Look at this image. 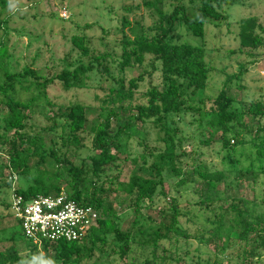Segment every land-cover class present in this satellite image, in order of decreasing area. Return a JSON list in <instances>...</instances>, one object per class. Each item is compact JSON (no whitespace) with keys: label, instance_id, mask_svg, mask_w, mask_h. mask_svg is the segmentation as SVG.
<instances>
[{"label":"trees","instance_id":"obj_1","mask_svg":"<svg viewBox=\"0 0 264 264\" xmlns=\"http://www.w3.org/2000/svg\"><path fill=\"white\" fill-rule=\"evenodd\" d=\"M166 1L151 0L144 4L159 17L156 34L153 36L139 24L133 26L124 19L122 53L116 59L119 67L125 69L143 66L147 56L154 57L150 72L145 71L142 76L126 81L123 77L115 78L106 65V57L110 56L108 52L90 60L85 59L90 56L91 50L84 36L72 39L73 45L85 59L72 69H65L58 75L44 79L30 68L21 74H12L4 33L8 27L11 2L0 0V105L5 106L8 111L0 126V149L3 151L8 147L9 155L8 162L0 166V190L7 187L10 194L14 192L15 195L30 200L39 195L62 194L65 190L59 181L66 179V187L71 189V192L66 191L70 199L83 206L93 207L100 214L98 225L90 229L81 243L44 241L38 245L21 234L29 250L28 256L22 257L16 245H12L0 252V264H40L41 253L46 256L51 251L53 264H83L85 260L92 259L96 251L102 253L110 235H114L116 243L111 248L112 256L117 255L122 259L132 253L135 246L142 249V257L130 264L183 262L185 257L179 259L169 254L163 245L164 242L172 241L173 234L179 236L181 233V211L178 206L173 205L170 210L162 211L163 220L156 228L152 227L151 231L142 224L131 232L123 233L115 224L118 218L108 202L111 194L124 193L132 200L137 213L143 208L154 212L159 198L166 196L160 193L163 186L162 173L165 170L179 178V189L187 190L185 187L189 186L187 192L196 197L193 206L212 213L206 222L209 224L206 231L195 237L201 243L216 244L215 259H198L189 264H264V101L259 99L244 103L241 99L239 102L243 105L240 110H236L233 104L237 100L229 96V86L225 85L214 104L208 107L202 96L197 99V95L202 94L209 84L210 69L206 62L205 47L175 43L171 38L178 22L184 23L195 36L203 37L208 22L226 18L224 12L220 11L221 8L225 5H237L240 0H199L198 21L188 18L183 5L176 6L169 14L165 13L162 6ZM239 25L242 44L253 50L259 49L263 40L256 30L257 19L252 17L242 20ZM126 29L130 31V35L126 33ZM157 72L159 82L153 80V75ZM94 74L107 75L112 81L111 87L103 91L102 97L96 96L98 110L106 114V117L92 130L96 153L88 161H83L81 166H76L66 157L65 152L61 154L60 150L46 149V141L44 144L41 135L26 133L27 118L30 112L53 106L48 88L57 81L62 82L66 90L84 89L90 86L88 83ZM145 75L148 76L147 88H143L141 84ZM64 107L60 108V118L65 121L60 137L68 141L72 139L71 144L65 143L67 147H77L80 145L78 134L85 130L86 109L77 102L66 106V109ZM189 114L194 116L191 125L196 130L204 128L209 131V138L200 141L202 146L222 145L220 154L230 168L254 176L261 193L254 206L243 199L225 204L229 200L237 201L236 197L232 200L228 197V189L232 188L233 182L228 180L229 174L225 170L197 162L190 172H182V159L188 153L180 152V148L186 134L176 126V118L184 120ZM113 120L116 122L114 129ZM149 122L155 123L164 132V137L159 140L164 146L152 150L144 147L148 154L140 156V159L145 166L149 159L153 160L151 167L155 169L157 178H146L132 172L127 181H121V165L127 163L129 156L122 158L113 151H120L126 146L122 143L124 134L136 129L140 123ZM49 131L56 135L55 127H51ZM219 134L221 140L216 139ZM247 136L252 139L246 150L256 152V159L260 164L257 168L254 161L246 168H240L242 162L231 156L237 151L233 150L231 140L247 143ZM140 146H143L142 141ZM35 159L36 164L31 167L30 164ZM138 160L139 158L132 159L135 164H138ZM14 174L18 176L16 185ZM20 176L30 177L32 184L26 188L21 187L18 182ZM261 177L263 181H260ZM146 220L154 222L150 216ZM137 225L140 223L135 221L134 226ZM45 264H49V261Z\"/></svg>","mask_w":264,"mask_h":264},{"label":"rangeland","instance_id":"obj_2","mask_svg":"<svg viewBox=\"0 0 264 264\" xmlns=\"http://www.w3.org/2000/svg\"><path fill=\"white\" fill-rule=\"evenodd\" d=\"M146 1L151 0H10L8 27L4 32L9 48L10 72L17 75L30 68L44 79L58 75L65 69H72L81 60H90L96 55H106L107 52L110 56L106 57V65L109 66L115 78L123 77L129 81L142 76L145 71L150 72L153 69L151 64L154 57L152 56L146 57L143 66L125 69H121L116 61L122 53L121 40L125 18L133 26L139 24L145 29V32L149 30L150 36L156 34L155 28L159 17L154 10H149L144 6ZM238 2L237 5L223 6L220 11L224 12L226 18L217 22H208L205 25L203 37L195 36L182 22L176 23L172 31L171 38L175 43H190L205 47L206 62L210 69L209 84L202 94L197 95V99L202 96L208 107L214 104L226 86H229V96L233 97V100H237L233 104V108L236 110H240L243 105L239 102L241 99L244 100V103L259 99L264 101V0H240ZM181 5L184 6L189 19L199 20V0H167L162 9L169 14L176 6ZM252 17L257 19L256 30L263 40V45L257 50L243 45L240 39V22ZM125 31L130 35L128 29ZM75 36H84L87 39V45L91 50L89 57L85 59L81 57V52L72 43ZM156 66L158 67L157 64ZM144 77L146 78L141 84L143 88H147L148 76ZM30 80L34 79L30 78ZM153 80L159 82L158 72L153 75ZM88 84L90 85L88 88H71L69 90L64 89L63 83L60 81L51 85L48 91L53 106L41 107L35 112L28 113L27 129L25 130L26 133L33 136L41 135L44 138V144L46 141V149L60 150L61 154L65 152L66 157L76 166H81L83 161H88L96 153L93 146L94 133L92 130L106 117V114L98 110L99 102L96 96L102 97L103 91L111 87L112 81L107 75L94 74L91 75ZM74 102L85 106L87 120L85 130L78 134L80 145L67 147L65 143H70L72 139L68 141V139L64 140L60 137L65 124V121L60 118V108L65 106L64 109H66V106ZM7 112V108L0 105V126H2L3 118ZM190 116L184 120L176 118V126L186 134L180 148V152L188 153L182 159V172H190L197 162L225 170L229 174L228 180L233 182L232 188L228 189V197L231 200L237 198V201L229 200L225 204L243 199L250 201L251 206H254L258 202L256 198L261 194L259 193L260 187L254 181V176L230 168L228 162L224 161L220 154L222 145L202 146L200 141L209 138V131L204 128L200 131L196 130V127L191 125L194 116ZM112 122L114 129L116 122L114 120ZM51 127L56 128V135L49 131ZM163 137L164 132L152 122L140 123L136 129L124 134L122 143L126 146L120 151H113L122 158L129 156L127 163L121 165V181H127L132 172L146 178H157L155 169L151 167L153 160L149 159L148 165L145 166L140 156L148 154L144 147L149 150L163 148V143L159 141ZM216 139L221 140L220 134L216 136ZM251 139L252 137L247 136L245 138L247 143L231 140L233 150H237L231 156L234 159L237 157L242 162L240 168H246L252 161L256 163V168L260 165L256 159V152L246 150ZM141 141L143 146H140ZM7 152L8 147L3 151L0 149V166L8 162ZM133 158H139L138 164L132 161ZM36 161L37 159L32 160L30 166L33 167ZM162 180L163 186L160 193L166 196L159 198L154 212L143 208L140 213H137L128 195L124 193L111 194L108 202L112 205L118 218L115 224L123 233L131 232L142 224L147 227L148 231H151L152 227L156 228L163 220L162 211L170 210L173 205H176L181 211L179 219L181 233L178 234L179 236L173 234L171 242L163 243L169 254L179 259L185 257L183 262L177 264H189L198 259L214 260L216 244L201 243L195 237L206 231L209 226L206 222L212 213L192 205L196 201V197L187 192L189 186L185 187L187 190L177 187L179 178L171 171H163ZM260 181H263L262 177ZM18 182L23 188L32 184V180L28 176H20ZM59 182L65 191L71 190L70 187H66V179ZM190 191L192 190L190 189ZM10 193L7 187L0 190V252L16 245L22 257L26 258L29 250L26 241L21 236V227L10 209L12 201ZM173 200L176 202L173 203ZM149 216L154 222L146 220ZM135 221H138L140 225L135 227ZM14 233L16 240L13 239ZM187 235L189 237H183ZM114 239V235H110L102 253L96 251L93 258L85 260L83 264H130L142 257V249L137 246L132 253L122 259L117 255L112 256L111 248L116 244ZM47 260L49 264L54 263L53 251L46 256L41 253L40 264H45Z\"/></svg>","mask_w":264,"mask_h":264},{"label":"built area","instance_id":"obj_3","mask_svg":"<svg viewBox=\"0 0 264 264\" xmlns=\"http://www.w3.org/2000/svg\"><path fill=\"white\" fill-rule=\"evenodd\" d=\"M16 180L14 174V185ZM10 209L24 238L38 245L44 241L81 243L90 229L98 225L100 217L93 207L70 199L66 191L60 195H39L30 200L13 192Z\"/></svg>","mask_w":264,"mask_h":264}]
</instances>
